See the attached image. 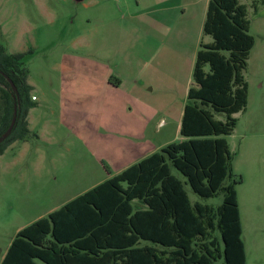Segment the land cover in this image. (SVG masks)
Masks as SVG:
<instances>
[{"label":"rangeland","instance_id":"374dc122","mask_svg":"<svg viewBox=\"0 0 264 264\" xmlns=\"http://www.w3.org/2000/svg\"><path fill=\"white\" fill-rule=\"evenodd\" d=\"M207 2L0 0V44L10 54L31 51L25 60L28 76L47 91L50 82L58 79L52 68L59 64L96 65L100 76L107 72L110 76L111 68L116 73L125 69V86L136 79L145 86L148 138L166 146L183 140L178 125L186 102V86L192 83V61L201 41L212 42L210 36L202 34ZM254 2L258 4L259 0L249 1L247 7L248 18L253 20L249 32L261 46L264 41L259 36L264 30L261 28L258 34V23L264 24V16L255 18ZM169 5L174 8L167 10ZM177 15L179 20L170 23L169 18ZM245 79L246 110L235 116L236 127L225 138L234 177L242 179L235 189L246 264H264V56L250 57ZM33 95L37 97L38 92ZM96 99L100 110L111 108L112 103L117 105L113 123L119 124L122 132L137 123L132 104L127 105L133 108L132 116L126 115L127 98L120 100L115 94L112 99L108 92ZM215 119L224 121L225 115L215 114ZM99 124L95 144L83 133L78 136L76 131L59 129L51 131L52 136L49 133L54 142L46 150L48 154L44 152L46 160L30 152L14 163L0 160V263L17 227L30 224L38 215L107 178L111 162L101 149L106 141L111 142V111L104 113ZM88 147H93L92 151ZM94 157L102 160L97 162ZM172 173L183 183L191 202L212 207L222 203V192L213 198H201L178 171L172 168Z\"/></svg>","mask_w":264,"mask_h":264},{"label":"trees","instance_id":"16d2710c","mask_svg":"<svg viewBox=\"0 0 264 264\" xmlns=\"http://www.w3.org/2000/svg\"><path fill=\"white\" fill-rule=\"evenodd\" d=\"M262 6L264 0L252 3L253 13ZM249 30L246 5L208 0L202 34L212 42L201 41L195 54L180 120L183 140L22 228L0 264H246L235 189L242 179L234 177L225 137L236 127L235 115L247 106L245 70L255 43ZM30 54H10L0 44V137L17 104L14 127L0 143V154L29 136L26 117L34 104L25 60ZM221 113L224 121L215 119ZM172 168L201 198L222 192V203L191 202Z\"/></svg>","mask_w":264,"mask_h":264},{"label":"crops","instance_id":"0c3cea01","mask_svg":"<svg viewBox=\"0 0 264 264\" xmlns=\"http://www.w3.org/2000/svg\"><path fill=\"white\" fill-rule=\"evenodd\" d=\"M248 2L249 1L246 3H241L239 1V3L244 4L247 7ZM173 8L174 7L170 5L167 6V10ZM259 16H264V6L261 10H259L258 14H255V18ZM169 19L170 23H173L175 20H179V16L177 15L176 17ZM252 24L253 20L250 19V30ZM258 28V34H260L261 28L264 30V24L259 22ZM259 39L264 41V33L260 34ZM205 43L210 42L207 41ZM74 44H76V42ZM77 45L79 46L78 43ZM258 46L260 45H257L255 40L248 61H250V57L253 58L254 55H258L259 57L264 56V42L260 47ZM257 60L258 59H256V65ZM193 63L194 59L192 61V65ZM52 71L58 75V79L50 82L51 86L48 91L38 87V85L33 83L30 80V77L27 76V83L31 87L29 98L34 104L33 107L28 110L26 117L29 136L22 141H15L8 145L3 153L0 154L1 161L9 160V162L13 161L14 163L15 159H22L29 152L37 154L41 161L46 160L44 152L48 154L46 150L54 142V139L50 138L49 136H52L51 133L57 132L59 129H70L76 131L75 133L78 136L79 132L83 133V135H86V139L89 140V142L95 144L94 138L97 137V130L100 125L99 121L104 117V113L111 111V142L110 140L106 141L104 143V148L101 149L104 157L106 156L111 162V172L107 178H104L98 182H94V184L89 186L87 189L81 190V192L71 197L69 199L71 200L164 147V145L155 144L154 140L148 138V122L146 115L147 108L143 106L144 102L146 101V97L143 95L144 92H146L145 86L143 82H138V79L131 82V85L125 86L126 82L125 78L123 77L128 75V72L125 69L122 68L121 70H117L119 73H116L115 70L111 68L110 76L108 72L103 76H100L99 74H96L99 71V67L96 65H83L81 63L75 65L74 63H65L54 66ZM191 85L192 83L190 82L186 86V93ZM260 87H263V85L261 84ZM150 89L152 90L153 87ZM33 92H38V96L36 97L33 95ZM108 92H111L112 99H114L115 94L120 98V100L127 98V100L124 102V110L126 115L128 114L132 116V110L135 108L134 110L136 113L134 114V118H136L137 123L132 125L129 130L127 128L126 132L125 130L122 132V128L119 124L113 123L117 115V105L115 103L111 104V108L100 110L99 104L94 102L97 101L96 97L101 94L107 95ZM32 97H35V100H32ZM86 102L89 103L86 104ZM130 104L133 105L132 109L127 108V105ZM49 109L50 113L48 112ZM129 122L130 117L128 124ZM160 125L161 123L158 124V126ZM179 128L180 122L178 125V131ZM81 141H83V138ZM88 148L90 151L93 149V147ZM96 160L98 162V160L100 161L102 159L96 158L95 161ZM69 200L62 202L54 208H51L50 210L38 215L32 222L46 217L51 212L59 209ZM26 226L17 227L15 230V235L18 231ZM14 236L10 238L9 246ZM141 245H148V243L143 242ZM4 255L2 256V259Z\"/></svg>","mask_w":264,"mask_h":264},{"label":"water","instance_id":"95a60500","mask_svg":"<svg viewBox=\"0 0 264 264\" xmlns=\"http://www.w3.org/2000/svg\"><path fill=\"white\" fill-rule=\"evenodd\" d=\"M6 80L10 84L11 89H12L13 93L15 94V98L18 99L17 90H16L14 84L7 77H6ZM16 116H17V104H15L14 107H13V116H12V119H11V123H10L8 129L6 130V132L3 133V135L0 137V143H2L10 135V133H11L13 127H14L15 121H16Z\"/></svg>","mask_w":264,"mask_h":264},{"label":"built area","instance_id":"2783aa9c","mask_svg":"<svg viewBox=\"0 0 264 264\" xmlns=\"http://www.w3.org/2000/svg\"><path fill=\"white\" fill-rule=\"evenodd\" d=\"M32 100H35V97H32Z\"/></svg>","mask_w":264,"mask_h":264}]
</instances>
